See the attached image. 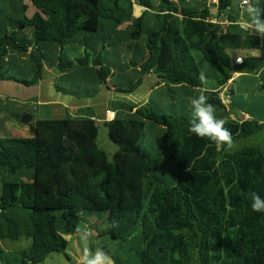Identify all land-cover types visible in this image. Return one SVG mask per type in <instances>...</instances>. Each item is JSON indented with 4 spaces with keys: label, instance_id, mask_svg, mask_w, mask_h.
<instances>
[{
    "label": "trees",
    "instance_id": "16d2710c",
    "mask_svg": "<svg viewBox=\"0 0 264 264\" xmlns=\"http://www.w3.org/2000/svg\"><path fill=\"white\" fill-rule=\"evenodd\" d=\"M191 1L194 7L186 0H30L32 17L24 0L0 1V80L30 88L50 70L58 92L95 97L110 84L133 93L154 74L166 85L201 89L233 138L231 149L217 147L188 131L189 109L165 114L150 102L105 121L119 146L112 160L98 144L90 107L78 110L81 118L67 112L33 122L31 136L0 138L8 176L0 237L32 239L28 249L0 247L2 262L44 264L96 220L113 240L136 239L137 264H264V213L252 210L248 196L264 198V145H241L264 132V121L248 110L254 104L226 103L220 93L235 74L264 62L247 56L236 64L230 52L258 51L262 39L241 28L236 0Z\"/></svg>",
    "mask_w": 264,
    "mask_h": 264
},
{
    "label": "rangeland",
    "instance_id": "374dc122",
    "mask_svg": "<svg viewBox=\"0 0 264 264\" xmlns=\"http://www.w3.org/2000/svg\"><path fill=\"white\" fill-rule=\"evenodd\" d=\"M188 2V6L194 7L196 4L192 2L191 0H186ZM201 1V0H200ZM235 1V0H234ZM210 4L216 3V0H209ZM256 5L260 6V0L255 1ZM31 5V10H28V15L31 17L33 16L35 12V7ZM135 14L140 15L142 13V9L138 6L135 8ZM264 51V50H263ZM231 56L235 57L236 55L242 54L240 51H231ZM58 75L52 71H46L45 78L40 84L42 86V89H50L53 91V95L55 94V101H46L49 100V98L44 99L41 94H38V90L36 88H26L24 89L23 86L15 84L13 82H10L13 84V86H0V92L6 94L3 101H9L8 105V111L7 113H14V114H25L24 116H27V119L31 120L29 123H25V134L18 131V129L13 130V135H10V128L11 126H8L7 129L3 130V126L0 124V136L3 137H28L31 136V130L28 126L29 124L36 122L38 120H47V119H62L63 118V112L61 114L59 113V110H55L53 112L54 107H58L61 104L64 105L65 102L67 103V106H73V107H85V106H93L98 110V104L104 103L107 104V97L108 93L103 94V90L100 94V96L97 99H84L79 100L78 98L73 99V104L70 103L71 96L63 95L61 93L56 92L54 89V83ZM158 78L154 75L147 76L142 85L139 87V89L134 93H121L117 92L114 93L113 96L115 98H118V101L123 102H131L133 105L135 103L140 104L144 99H147V102H150L151 105H153L156 109H162V111L165 114H171V113H182L187 111V109H191V98H193V94H201L202 91L200 89H189L186 87L181 86H173V85H166V84H160L156 86L155 82H158ZM59 83L65 87H69L70 83L65 80H60ZM242 84V85H241ZM156 86V87H155ZM258 85L256 82H250L246 80H240L237 83V87L241 90L237 92L236 94L232 95L234 102L236 104H242V98L241 95L245 96L248 100V96L245 92H243V88L248 89L250 94H254L257 92V94H263L264 90L258 92L257 87ZM23 88V89H22ZM106 88V87H104ZM115 89L113 87L109 88ZM228 94L230 93V88L227 86ZM191 92V96L190 95ZM226 93V91H225ZM225 93L223 95H225ZM224 97V96H223ZM226 99V97L224 98ZM246 100V102H247ZM78 101L84 102L83 105H80ZM118 102L115 103V105H111V108L113 109H119V106L117 105ZM250 103V102H248ZM136 104V105H138ZM251 104V103H250ZM184 107V108H183ZM62 109V106H60ZM2 107L0 106V113L5 114L6 111H1ZM248 110H253L255 113H258L259 111L254 107V105H250L248 107ZM181 111V112H180ZM191 111V110H190ZM253 112V113H254ZM106 113V111H105ZM104 113V114H105ZM121 117L127 118L130 117L128 113H126L124 110H120ZM191 115V113H190ZM23 116V117H24ZM106 117V116H105ZM105 117L104 120L99 117L98 119V128H99V138H98V144L101 149L107 152L109 155V158L112 160L115 153L119 150V146L115 144L110 138L108 134V129L105 126ZM24 127L22 123H20ZM3 130V131H2ZM258 135L254 136L248 140L244 141V144L241 145H259V139ZM237 147L239 145H236ZM30 180V179H29ZM96 220H94L95 222ZM103 221V220H102ZM30 219L28 218L27 214H25V224L29 223ZM94 228H92L90 225H85L84 230L81 234L71 236L69 239V245L68 249L66 251V254L64 253H54L49 256V258L46 260L44 264H82V257L84 255V250L87 249L89 251H94L96 248H102L110 257L112 260V264H118V262L114 259L121 258V261L119 262L125 264L126 262L137 264V242L136 239L129 240L127 242H122L118 240H113L109 235L104 234V230L107 228V225L102 222H96L94 223ZM98 227V228H97ZM138 234V233H137ZM32 244V239L27 237H22L19 240H12L9 238H1L0 237V247L4 249L5 251H20L24 249H28ZM0 264H7L5 262H2L0 260ZM10 264H16V263H10Z\"/></svg>",
    "mask_w": 264,
    "mask_h": 264
},
{
    "label": "crops",
    "instance_id": "0c3cea01",
    "mask_svg": "<svg viewBox=\"0 0 264 264\" xmlns=\"http://www.w3.org/2000/svg\"><path fill=\"white\" fill-rule=\"evenodd\" d=\"M1 1V0H0ZM5 2H9L10 0H4ZM243 0H236L235 1V3H234V8L237 10V8H241V2H242ZM256 1V0H255ZM255 1H251V3H253L255 6H257V7H259V8H261L262 10H264V6H263V4H261L260 3V6H258V5H256V3H255ZM27 4L28 6H29V10H31V2H30V0H24V4ZM33 6V5H32ZM136 10V9H135ZM241 10V12H240V22H243V23H246V14L244 13V8H241L240 9ZM37 10H36V8H35V12H36ZM217 11V9H214L213 10V14H214V12H216ZM35 12H34V14H35ZM28 14V13H27ZM33 14V15H34ZM29 16V15H28ZM135 16H139V15H136L135 14ZM30 17V16H29ZM32 17V16H31ZM225 23H227L226 21H225ZM125 27V26H124ZM123 27V28H124ZM252 32V31H251ZM252 33H254V32H252ZM255 34V33H254ZM264 40H262V45H261V48H260V50H258V51H240V52H242V54H239V55H236L234 58H238V57H243V58H245V57H247V56H254V57H260V58H262L263 59V61H264ZM262 66H264V62H263V64H262ZM50 71V70H49ZM53 72V71H52ZM55 73V72H54ZM57 74V73H56ZM58 75V74H57ZM152 75H154V74H152ZM149 76V75H148ZM154 76H156V75H154ZM147 77V76H146ZM145 77V78H146ZM157 77V76H156ZM58 78V77H57ZM56 78V79H57ZM158 78V77H157ZM111 80V78H109L108 79V81H110ZM158 80H160L159 78H158ZM240 80H246V81H250V82H256V84L258 85L256 88H257V91L258 92H260V91H262V90H264L263 89V87H264V74H261V75H257V71H254V72H245V73H239V74H237V75H235L234 77H233V79L231 80V82H229L223 89H221L220 90V93H221V96H222V98L224 99L225 97H227L228 98V101H229V103L231 102V101H233V97H232V95H234V94H236V90H237V92L239 91V93H241L240 91V89H239V87H237V83L240 81ZM56 81V80H55ZM10 82H13V83H15V84H18V85H21V86H23L24 87V89H25V86L24 85H22V84H20V83H17V82H14V81H2V80H0V86H8V84L9 85H11V86H13V84H11ZM42 83V82H41ZM40 83V84H41ZM40 84L38 85V86H35V88H36V90H38V94H41L42 95V97L44 98V99H46V98H49V100H46V101H52V100H54L55 101V94L53 95V91H51L50 89H48V88H46V89H42V86H40ZM155 84H156V86H158V85H160V84H164V83H161L160 81H158V82H155ZM242 85V84H241ZM155 86V87H156ZM227 86L230 88V93L228 94V89H227ZM54 87H55V83H54ZM104 87H106V88H104ZM111 87H113V88H115V89H110L109 90V88H111ZM26 88H28V87H26ZM30 88H34V87H30ZM23 89V88H22ZM55 90H56V88H54ZM139 89V88H138ZM137 89V90H138ZM102 90H103V94L104 93H108V99H107V104L105 105L104 103H102V104H98V110L95 108V107H93V106H85V107H80V108H78L77 106L76 107H73V106H67V103L68 102H65V104L64 105H61V104H57V105H59L58 107H54L53 108V112H54V109L55 110H59V113L61 114V112H63V118L64 117H66V115H67V112L71 115V116H73V117H75V118H78V117H83V115L82 114H79L78 113V110L79 109H82V108H87V107H90L91 109H93V110H91V112L95 115V117H96V119L98 120L99 119V117H101V119H103L104 120V117H105V111L107 110V109H110V110H113V111H115L116 113H118V114H120V110L122 109V110H124L126 113H128V114H130V112L128 111V106L127 105H132V106H134L135 107V109H136V107H140V106H142V105H146L148 102H147V99H144L140 104H138V103H135V105H133L131 102H129V103H127V102H123V101H118V98H115L114 96H113V94L114 93H117V92H121V93H127V92H122V91H120L118 88H116L115 87V85L114 84H110L108 87L107 86H103V87H101V89H100V91H99V94H97V96H95V97H87V96H83V97H78V96H71V95H67V96H71L70 98H72L71 99V102L70 103H72L73 104V99H75V98H78L79 100H84V99H97L99 96H100V94H101V92H102ZM136 90V91H137ZM200 90V89H199ZM135 91V92H136ZM225 91H226V93H225ZM243 92H245L246 93V95L248 96V100H247V98L245 97V96H243V95H241L240 97L242 98V101H246L247 100V102H250L251 104H254V106L256 107V109L259 111L258 113H255L253 110V112H254V114H252V115H254V116H256V117H259L262 121H264V93L263 94H257V92H255L254 94H250L248 91V89H246V88H243V90H242ZM56 92H58L57 90H56ZM58 93H60V92H58ZM134 93V92H133ZM225 93V95H223ZM61 94H63V93H61ZM63 95H65V94H63ZM5 96H7L6 94H4V93H2V92H0V106L2 107V110L1 111H6L5 112V114H1L0 113V124L3 126L2 128H3V130H5V129H7V127L8 126H11V128H10V130H11V132H10V135H13V134H11V133H13V130L14 129H18V131H20V132H22V133H24L25 134V123H22L21 121H18L16 118H14V115H16V114H14V113H7V111H8V105H9V101H3L4 100V98H5ZM104 96H105V94H104ZM199 96V94H197V96L196 97H198ZM224 96V97H223ZM8 97V96H7ZM79 102V104L80 105H83L84 104V102H82V101H78ZM116 102H118L117 103V105L119 106V109L117 110L116 108L115 109H113V108H111V105H115V103ZM136 104H138V105H136ZM60 106H62V109L60 108ZM252 112V113H253ZM22 116H24L25 114H21ZM250 113L249 114H243L242 116H244L245 117V119H251V117H250ZM20 123H22L23 125H24V127H21L22 125L20 124ZM29 126V125H28ZM14 128V129H13ZM2 130V131H3ZM259 137H258V139H259V145H264V132L261 134H259L258 135ZM7 137V136H6ZM25 137V136H24ZM0 138H4L3 136H0ZM8 179V176H6V174H5V172L3 171V169L0 167V195H1V188H2V183L5 181V180H7Z\"/></svg>",
    "mask_w": 264,
    "mask_h": 264
},
{
    "label": "clouds",
    "instance_id": "9594fccd",
    "mask_svg": "<svg viewBox=\"0 0 264 264\" xmlns=\"http://www.w3.org/2000/svg\"><path fill=\"white\" fill-rule=\"evenodd\" d=\"M245 5L247 28L264 40V10L251 3V0H243ZM264 74V66L257 70V75ZM203 81L204 76L201 74ZM191 117L188 131L200 139H207L217 147L226 145L228 149L233 147L232 134L225 127V121L216 117V108L208 103V97L201 93L198 97L191 98ZM251 208L254 212L264 213V198L256 192L248 194ZM82 264H112L111 257L102 249L94 251L84 250Z\"/></svg>",
    "mask_w": 264,
    "mask_h": 264
},
{
    "label": "built area",
    "instance_id": "2783aa9c",
    "mask_svg": "<svg viewBox=\"0 0 264 264\" xmlns=\"http://www.w3.org/2000/svg\"><path fill=\"white\" fill-rule=\"evenodd\" d=\"M241 8H245V5H244V3H243V1L241 2ZM215 22V21H214ZM239 23V25L241 26V28H243V29H245V30H250V29H248L247 28V25H246V23H243V22H238ZM251 31V30H250ZM243 61H244V58L243 57H238L237 59H236V64H242L243 63ZM235 75H237V74H235ZM234 75V76H235ZM231 82V81H230ZM225 100V102L226 103H229V101H228V98L226 97V99H224ZM105 121H107V122H111V121H113V120H115L116 119V117H117V113L115 112V111H113V110H110V109H107L106 110V113H105Z\"/></svg>",
    "mask_w": 264,
    "mask_h": 264
},
{
    "label": "water",
    "instance_id": "95a60500",
    "mask_svg": "<svg viewBox=\"0 0 264 264\" xmlns=\"http://www.w3.org/2000/svg\"><path fill=\"white\" fill-rule=\"evenodd\" d=\"M217 12H218V11L214 12V14H217ZM27 117H28V115L22 117V118H21V122H22V123H29V121L31 120V118L28 120ZM28 118H29V117H28ZM242 119H245V117L242 116Z\"/></svg>",
    "mask_w": 264,
    "mask_h": 264
},
{
    "label": "bare ground",
    "instance_id": "6f19581e",
    "mask_svg": "<svg viewBox=\"0 0 264 264\" xmlns=\"http://www.w3.org/2000/svg\"><path fill=\"white\" fill-rule=\"evenodd\" d=\"M53 66V65H52ZM199 92H200V90H199ZM215 93V92H214ZM233 107V106H232ZM184 108V107H183ZM246 111V110H245ZM181 112V111H180ZM183 113V112H182ZM186 113V112H185ZM188 113V112H187ZM191 113V112H190ZM182 116V115H181ZM187 116H188V114H187ZM189 116H191V115H189ZM223 118V117H222ZM188 119H190L189 117H188ZM263 124V123H262ZM263 130H264V128H263ZM262 134V133H261ZM158 135V134H157ZM253 135V134H252ZM257 147H259V146H257ZM159 150V149H158ZM204 151V150H203Z\"/></svg>",
    "mask_w": 264,
    "mask_h": 264
}]
</instances>
